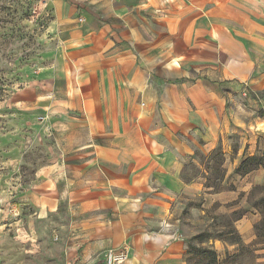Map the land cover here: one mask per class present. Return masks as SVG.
Listing matches in <instances>:
<instances>
[{
    "label": "crops",
    "instance_id": "obj_1",
    "mask_svg": "<svg viewBox=\"0 0 264 264\" xmlns=\"http://www.w3.org/2000/svg\"><path fill=\"white\" fill-rule=\"evenodd\" d=\"M52 6L57 45L46 52L52 59L41 64L40 79L27 82V103H35L27 106L40 116L39 141L54 140L27 200L40 216L61 202L78 215L70 225L80 237L68 246L80 261L126 243L125 264H142L141 251L152 244L144 243L146 231L168 221L178 193L204 189L180 172L197 138L213 148L227 129L220 80L241 76V62H264V0L258 13L235 0ZM257 123L253 133L264 135ZM249 149L256 153L255 144ZM156 240L151 252L164 245Z\"/></svg>",
    "mask_w": 264,
    "mask_h": 264
},
{
    "label": "rangeland",
    "instance_id": "obj_2",
    "mask_svg": "<svg viewBox=\"0 0 264 264\" xmlns=\"http://www.w3.org/2000/svg\"><path fill=\"white\" fill-rule=\"evenodd\" d=\"M235 1L262 11L263 0ZM53 3L0 0V264H108L106 248L94 255V262L80 261L70 252L68 245L81 231L71 229V217L78 215L70 213L64 202L57 211L40 216L27 200V186L54 140L49 134L48 145L39 141L35 124L39 125L40 116L31 114L37 108L27 106L35 104L27 103V82L40 79L41 64L49 65L52 59L45 54L57 45ZM240 74L219 82L226 111L223 136L206 149L200 146L205 141L197 138L192 153L183 159V179L197 178L205 190L196 197L177 194L168 221L146 231L144 243L152 244L147 243V252L141 251L147 260L142 264L264 262V235L255 230L261 219V206L256 203L264 195V135L254 134L252 125L255 119L257 131L264 129V62L253 68L241 62ZM256 80H261L258 86L252 85ZM254 144V154L263 155L262 165L244 173L238 167ZM240 231L250 240L244 241ZM157 238L164 245L151 252ZM123 246L129 251L126 243L109 249ZM203 246L212 253H201ZM155 251L156 258L148 260Z\"/></svg>",
    "mask_w": 264,
    "mask_h": 264
},
{
    "label": "trees",
    "instance_id": "obj_3",
    "mask_svg": "<svg viewBox=\"0 0 264 264\" xmlns=\"http://www.w3.org/2000/svg\"><path fill=\"white\" fill-rule=\"evenodd\" d=\"M262 161H263V155L253 154V155L243 156L238 169L242 171L244 170L243 172L246 173L262 165ZM256 205L259 207L261 206L260 208L261 219L255 225V230L258 236H262L264 235V195L261 198H259V201L256 203ZM202 235L204 234H199V236H202ZM236 238H237V241L235 242L238 243V241H240L239 235L238 236L236 235ZM199 251L201 253H208V254L212 253V250L204 246L199 247Z\"/></svg>",
    "mask_w": 264,
    "mask_h": 264
},
{
    "label": "built area",
    "instance_id": "obj_4",
    "mask_svg": "<svg viewBox=\"0 0 264 264\" xmlns=\"http://www.w3.org/2000/svg\"><path fill=\"white\" fill-rule=\"evenodd\" d=\"M128 252L126 246L120 249H108L104 252V258L108 264H121L127 260Z\"/></svg>",
    "mask_w": 264,
    "mask_h": 264
}]
</instances>
